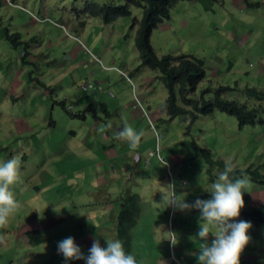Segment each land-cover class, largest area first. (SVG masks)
<instances>
[{
	"label": "rangeland",
	"instance_id": "1",
	"mask_svg": "<svg viewBox=\"0 0 264 264\" xmlns=\"http://www.w3.org/2000/svg\"><path fill=\"white\" fill-rule=\"evenodd\" d=\"M14 2L37 18L44 7L49 19L0 5V162L13 156L22 162L21 180L11 189L20 208L0 229V264H63L58 243L68 237L85 256L94 240L106 247L105 240L116 239L119 204L132 195L140 199L131 230L137 264H171L173 256L181 264H198L201 214L158 205L161 187L174 183L177 195L192 204L210 193L225 165L232 171L250 167L263 176L260 181L232 176L249 181L243 190L247 209L249 192L264 189V114L262 123L243 127L220 111L193 121L190 114L168 116L159 72L140 66L134 47L137 24L131 29V23L141 19L142 9L131 7L130 16L107 24L84 11L88 2L125 0ZM239 2L180 0L153 29L150 44L159 57L204 60L194 98L204 89L210 91L203 98H211L214 89L229 86L235 90L224 98L264 108V0H242L241 8ZM13 33L19 38L10 39ZM125 121L144 132L135 150L114 138ZM250 223L242 255L251 252V260L242 264H264V224ZM161 226L176 234L175 246L157 231ZM32 229L43 234V242L29 245L25 233Z\"/></svg>",
	"mask_w": 264,
	"mask_h": 264
},
{
	"label": "clouds",
	"instance_id": "2",
	"mask_svg": "<svg viewBox=\"0 0 264 264\" xmlns=\"http://www.w3.org/2000/svg\"><path fill=\"white\" fill-rule=\"evenodd\" d=\"M3 1L8 5L28 12L34 19H49L43 15L40 18L33 16L30 11L18 5L14 0H10L11 4L6 0ZM51 22L54 23L52 20ZM77 40L79 41V39ZM106 127L110 129L111 124L109 123ZM99 131L104 132L105 126H102ZM143 136V131H137L126 121L122 129L114 133L115 139L127 142L128 146L133 150L138 148ZM158 159L161 161V167L167 166L166 160L162 157H158ZM21 163V159L18 156H13L5 162H0V229L7 228L10 217L20 208V204L15 199L14 192L11 189L17 186L21 180ZM231 173L232 168L229 165H225L224 170L220 171L216 180L209 185L207 191L211 193V199H197L192 204L186 203L183 195H177L174 183L161 187L163 189L161 192L162 203L158 205L173 207L182 212L195 208L201 214V223L197 236L203 243L198 246V264H242L240 263L241 256L243 263L251 260V255L245 256L242 253L250 243L248 232L252 225L246 221L232 222L240 216L241 210L245 207L243 190L249 186V181L246 177L234 180ZM156 229L173 246L177 244L175 233L163 232V226ZM210 235L214 239L209 244L208 238ZM0 239H3V236H0ZM105 241L107 246L102 247L99 240H94L88 255L85 256L74 239L68 237L58 243V252L64 257L66 262L83 260L85 264H137L135 255L128 253L123 242L117 237L114 240ZM171 261L172 263L181 264V260L175 256L172 257Z\"/></svg>",
	"mask_w": 264,
	"mask_h": 264
},
{
	"label": "trees",
	"instance_id": "3",
	"mask_svg": "<svg viewBox=\"0 0 264 264\" xmlns=\"http://www.w3.org/2000/svg\"><path fill=\"white\" fill-rule=\"evenodd\" d=\"M178 1L180 0H125L124 4L104 3L103 5L88 2L85 4L84 11L91 16H100L101 20L107 24L119 17L130 16L131 7L142 9L141 19L137 20L134 17L131 23V29L137 24L134 47L138 52L140 66H146L159 72V77L168 93L165 111L171 118L177 115L190 114L193 121L198 115H208L214 111H220L233 115L239 127L262 123L264 108L241 103L235 98L229 100L223 97L227 92L235 90L229 86H219L214 89L211 98H203L204 94L210 91L207 89L201 92L200 99L194 98L193 94L205 76V62L203 59L191 55L172 54L159 57L154 53L150 44L151 33L153 29L169 18L170 9ZM8 37L10 39L12 37L19 38L17 33H13ZM13 42L19 43L20 41L13 40ZM247 89L250 92L257 93L255 88ZM178 102H180V105ZM259 114L261 115L259 116ZM204 151L203 155L207 160H210L209 151ZM235 174L240 176L247 174L256 182L263 177L257 170L250 167L245 170L232 171L231 176ZM261 182H264V180H261ZM201 199H211V193L204 194ZM139 202L140 199L137 195L127 197L126 202L120 204L116 217V237L123 242L125 250L131 254H133L131 245L133 234L131 230L136 225ZM240 215L252 223L264 224V204L242 209ZM232 222L238 223V220L235 219ZM26 236L29 243L33 245L44 241V236L38 229L27 231ZM243 262L241 256L240 263Z\"/></svg>",
	"mask_w": 264,
	"mask_h": 264
},
{
	"label": "crops",
	"instance_id": "4",
	"mask_svg": "<svg viewBox=\"0 0 264 264\" xmlns=\"http://www.w3.org/2000/svg\"><path fill=\"white\" fill-rule=\"evenodd\" d=\"M15 1V0H14ZM204 1V0H203ZM231 1V0H230ZM238 1H240L239 2V7L241 8V7H243L244 5H243V2H242V0H238ZM4 1L3 0H0V5L3 3ZM204 2H206V0L204 1ZM229 2V1H228ZM42 15L43 16H46V13L48 12V10H44V7H42ZM20 74V72H17L16 73V76H18ZM16 76H14V78H16ZM14 78L12 77V79H11V82L13 83H16V84H19V83H21L20 81H19V83L17 82V81H15L14 80ZM22 127H24V123H23V126ZM107 154H109V152H107ZM137 159H138V157H137ZM260 188V189H259ZM259 188H257L258 190L257 191H255V190H252V191H250L249 192V205L250 206H252V207H256V206H259V205H261V204H264V189H262L261 187H259ZM251 202H252V204H251ZM250 206H248V207H250ZM106 207H108V206H106ZM29 243V242H28ZM30 245V244H29ZM88 247H90V245L88 244ZM90 249V248H89ZM246 253H248V251H246ZM248 254H250V252L248 253ZM248 254H245V256H249ZM254 254V253H253ZM80 261V264H85V261H83V260H79ZM67 263H70V261H67V262H64L63 264H67Z\"/></svg>",
	"mask_w": 264,
	"mask_h": 264
},
{
	"label": "built area",
	"instance_id": "5",
	"mask_svg": "<svg viewBox=\"0 0 264 264\" xmlns=\"http://www.w3.org/2000/svg\"><path fill=\"white\" fill-rule=\"evenodd\" d=\"M9 4H11L10 0H6Z\"/></svg>",
	"mask_w": 264,
	"mask_h": 264
}]
</instances>
